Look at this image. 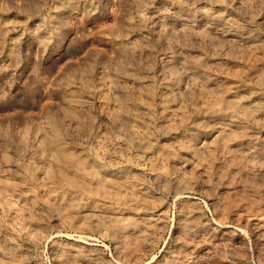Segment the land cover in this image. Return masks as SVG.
<instances>
[{"label": "rangeland", "instance_id": "374dc122", "mask_svg": "<svg viewBox=\"0 0 264 264\" xmlns=\"http://www.w3.org/2000/svg\"><path fill=\"white\" fill-rule=\"evenodd\" d=\"M0 264H264V0H0Z\"/></svg>", "mask_w": 264, "mask_h": 264}, {"label": "bare ground", "instance_id": "6f19581e", "mask_svg": "<svg viewBox=\"0 0 264 264\" xmlns=\"http://www.w3.org/2000/svg\"><path fill=\"white\" fill-rule=\"evenodd\" d=\"M51 151L58 158L64 159L65 161L70 160V151L68 152L65 148L61 147L58 143L54 141L51 142Z\"/></svg>", "mask_w": 264, "mask_h": 264}]
</instances>
